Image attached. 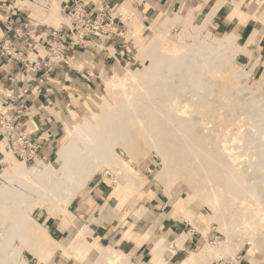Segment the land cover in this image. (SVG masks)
Masks as SVG:
<instances>
[{"label":"rangeland","instance_id":"374dc122","mask_svg":"<svg viewBox=\"0 0 264 264\" xmlns=\"http://www.w3.org/2000/svg\"><path fill=\"white\" fill-rule=\"evenodd\" d=\"M66 1L61 0L60 3V11L64 17L66 15L62 3ZM108 1L113 8H117L124 0ZM166 1L147 0L145 3L143 0H128V8L125 6L121 11L127 8L126 11L132 13H129L131 15L128 16L129 18L119 23L118 34L103 41L89 40L74 50L68 49L64 56L54 54L50 50L52 47L50 48L45 41L46 45L39 49L33 58L42 62L51 60L53 63L47 65L42 63V69H35V64L28 67L21 60L9 62L4 49L6 41H13L18 50H24L27 46V32L38 39L43 33L63 26L65 23L57 22L61 17L58 12L59 18L51 17L59 3L56 0H0V146H4L5 150L15 158L13 164L23 161L29 167L43 169L46 164L57 158L58 151L65 144L75 139L74 135L77 133L80 136L85 135L90 127H95V119L101 121L105 109L101 108V111L100 107L104 108L107 98L125 102L126 96L123 97L118 89L114 94V86L107 84V81L112 79L111 75L114 72L122 73L127 68L134 74L145 72L144 65H148L149 62L147 60L142 62L138 59V54L142 49L150 52L159 42L157 34L163 30V25L168 19L175 16L183 18L187 31L191 33L187 39L189 43L199 42L208 35H210L209 42L214 45L222 39L224 32L217 30L214 16L213 22L208 19L202 34L196 33V27L203 24V19L208 14L204 8L208 0H196L190 8L191 18L180 15L185 7L183 0ZM256 1L259 2L258 0H226L223 5L232 8V17L239 16L243 22L251 18L249 15L240 17L247 12L253 13L255 20L264 23V15L257 16V13L261 14L264 10V3L255 6ZM183 22L181 25H184ZM236 35L238 36V32ZM41 39L43 40L44 36ZM237 42L241 43L239 40ZM177 43V40L171 41L167 49L175 50ZM90 53L94 54L97 60L98 65L95 69L88 64L83 68L75 66L78 61H84ZM252 55L257 54L242 51L234 56L233 60L237 67L229 70L230 76L226 80L217 81L218 91L214 95L215 99L225 100L221 95L225 89L228 93L237 96L240 88L238 85L232 86V76L246 70ZM257 56L260 64L255 74L247 80L250 89H254L260 80L264 81V52ZM101 66L104 67L107 76H103ZM150 82L158 83L151 80ZM257 93L258 97L264 94V83ZM111 94L113 96H109ZM247 96L250 95H241L238 99L248 101L250 97ZM139 98L140 93L134 101L141 108L144 99ZM252 98L256 97L252 96ZM93 112H97V115ZM98 112L101 113L100 116ZM201 116L203 115L200 114L196 119L199 120ZM234 118L230 117L232 123L236 122ZM223 119L216 116L209 123L207 120V126L219 128ZM234 126L235 124L226 125L225 122L219 129L220 132H225ZM11 128L15 131L14 135L25 133L31 137L33 145L28 147L29 155L27 148L22 149V155L19 152L16 154L11 152L9 142L7 143V133ZM217 132L218 130L214 134L216 135ZM214 134L211 135V141L218 146L220 141ZM221 147L223 148L222 145ZM217 148H219L218 153L222 151L219 146ZM118 150L124 154L122 149L118 148ZM188 156L190 155L187 154L186 157ZM128 160L132 167H137L143 173L142 178L140 177L141 179L133 184L124 178L125 175L120 176L110 170L104 171L105 167H103L99 173L89 178L78 197L63 211L50 213L54 204H51L49 211L42 207L23 210L24 214L43 227L40 239L48 233L50 237L49 244L41 242V252L37 251L39 248L37 240L33 241L28 236L22 237L27 244L23 239L16 240V245L27 247L21 255L23 261L27 264H92L108 249L109 254L121 253L120 256L128 260L125 264H151V260H153L152 264H156L158 242L174 240L183 234L188 237L185 246L178 249L165 264H235V259L239 264H264V222L255 219L254 212L257 206L254 201L249 200V204H243V198L235 192V186L227 189L226 182L230 180L227 174L214 180L216 187L212 188L202 170L189 169L188 173L185 172V176L179 174L178 177H174L170 186H167L157 177L163 160L156 152L147 150L141 158L137 157V160L128 158ZM209 163L210 161L201 164L208 169L217 168ZM13 164L6 159L5 152L0 148V175L6 170L10 172ZM196 173L198 175H195ZM1 180L3 181L2 178ZM120 183L128 185L129 189L120 188L118 191ZM210 197L217 199L216 201L214 199L211 205L207 201ZM82 199L84 210L80 211ZM216 202L223 206V211L227 215L226 228L215 217ZM105 203H108V210L101 213ZM0 222H5V219L0 218ZM167 223L168 225L178 223L181 227L171 228ZM73 224L76 226L72 228ZM96 228L99 229L98 232L95 231ZM147 230H152V234ZM226 234L232 242L233 247L229 250L232 254L225 251L223 246ZM64 238H67L65 244L62 242ZM96 239L99 247L96 250L88 247ZM82 242L88 249H84L82 255L77 257L71 248L76 250ZM31 243L33 246L29 248L28 245ZM164 243L165 241L161 245ZM126 245L135 247L132 249Z\"/></svg>","mask_w":264,"mask_h":264},{"label":"bare ground","instance_id":"6f19581e","mask_svg":"<svg viewBox=\"0 0 264 264\" xmlns=\"http://www.w3.org/2000/svg\"><path fill=\"white\" fill-rule=\"evenodd\" d=\"M60 8L59 4L51 17L57 19L59 13L61 17L57 22L67 23L68 20L61 14ZM115 13L123 18L130 17L129 13L132 12L115 10ZM207 21L208 19L196 27L197 34L203 33ZM182 22L181 16L168 19L163 25V30L156 33L160 40L152 50L145 52V49H142L139 52L138 59L149 62L148 65H144L145 72L134 74L127 68L122 73L116 71L111 75L112 79L107 81V84L114 86V94L118 89L123 97L126 96L124 100L126 104L107 98L104 108L100 107L102 104L98 105L100 110L105 109L101 121L95 119V127H90L85 135L80 136L79 133L74 135L75 139L65 144L58 151L57 158L46 164L43 169L29 167L23 161L13 164L15 158L5 150L4 146H0L5 152L6 159L13 164L10 172L6 170L0 175L3 179L2 181L0 178V218L5 219V222H0V264H27L21 256L27 247L15 244V241L23 239L22 237L28 236L33 241L37 240L39 248L36 246L35 248L38 252L42 250L41 242L49 244V233L42 238L43 240L40 239L43 227L24 214L23 210L42 207L49 211L51 204H54L50 213L63 211L78 197L89 178L99 173L103 167H105L104 171L110 170L117 175H125L124 178L133 184L139 181L143 173L137 167H132L128 158L137 160V157L141 158L147 150L156 152L162 158L163 165L156 175L167 186H170L174 177L188 173L189 169L202 170L212 188L216 187L214 180L227 174L230 179L226 182L227 189L235 186L236 190H234L243 198V204H249V200L254 201L257 206L254 212L255 219L264 222V94H261V97L256 96L264 81L257 82L252 90L247 84L257 62L252 61L244 72L232 76L231 82L235 84L232 86L238 85L240 88L239 92H236L237 96L228 93L225 89L221 94L225 100L215 99L214 95L218 91L217 81L226 80L230 76L229 70L237 67L233 60L234 56L244 51L245 47L241 49L238 45L235 46V40L230 36H223L219 42H214L215 45L209 42L210 35L199 42L189 43L187 39L191 33L187 31L184 22V25H181ZM173 40L178 42L175 50L167 49V45ZM85 64L95 69L98 65L95 55L88 54L84 61H78L75 66L83 68ZM101 70L103 76H107L103 66ZM138 93H140L139 99H144L141 108L134 101ZM245 94L250 95V99L240 101L239 96ZM219 97L222 98L220 95ZM98 114L101 115L99 112ZM200 114L203 116L197 120ZM94 115H97V112ZM216 116L224 118L219 128L225 122L226 125L235 124V126L225 132H220L221 128L207 126V120L209 123ZM230 117H235L236 122L232 123ZM213 134L219 138L218 146L220 148L221 145L223 146L219 153L217 144H212L211 141ZM118 148L122 149L124 154H121ZM187 154L190 156L186 157ZM209 161L217 168L208 169L201 164ZM120 185L118 191L120 188L129 189L128 185L121 183ZM214 199L210 197L206 200L209 204H213ZM233 200L235 201L236 198L234 197ZM217 203H215V217L226 228L227 215L223 211V206ZM103 210L106 212L108 208ZM75 226L73 224L72 228ZM227 234L223 239V246L225 251L230 253L229 250L233 246ZM66 239L62 240L64 244ZM164 241L165 243L161 245ZM169 241L158 242L156 264L168 262L177 247L181 246V242L172 244ZM32 246V243L28 245L29 248ZM88 247L96 250L99 243H91ZM86 248L82 242L76 250L71 249L79 257ZM108 251L106 249L98 261H93L92 264L103 262H105L103 264H125L128 261L120 256L121 253L115 254L116 252L112 251L113 254H109ZM220 252H222L221 248ZM233 258L235 259L234 256ZM234 261L235 264H239L236 259ZM150 263L152 264L153 260Z\"/></svg>","mask_w":264,"mask_h":264},{"label":"built area","instance_id":"2783aa9c","mask_svg":"<svg viewBox=\"0 0 264 264\" xmlns=\"http://www.w3.org/2000/svg\"><path fill=\"white\" fill-rule=\"evenodd\" d=\"M143 2L146 3V0H143ZM114 9L110 2L106 0H100L99 2L95 0H67L63 6V12L68 20L67 23L43 33V40L41 39L43 38L42 35L37 39L27 32V46L24 50H18L13 41H6L4 49L7 59L9 62L21 60L28 67L35 64V69H42V63L47 65L53 63V61L42 62L34 59L33 56L46 43L50 45V48L52 47L49 49L54 54L64 56L63 54L68 49L74 50V48L84 45L89 40L98 39L103 41L118 34L119 23L123 21V18L121 15H117ZM14 132L11 128L7 133V143L9 142L11 152L14 154L19 152L22 155V149L27 148V155H29L28 147L33 145L31 137L25 133L14 135Z\"/></svg>","mask_w":264,"mask_h":264},{"label":"crops","instance_id":"0c3cea01","mask_svg":"<svg viewBox=\"0 0 264 264\" xmlns=\"http://www.w3.org/2000/svg\"><path fill=\"white\" fill-rule=\"evenodd\" d=\"M53 1H55V0H53ZM56 1L59 4L61 3V0H56ZM159 1H163V0H159ZM225 1L226 0H208V1H206L204 4V8L208 14L204 17L203 20L205 21L206 19H210L213 22V16H214L217 30L224 32V34H222L223 36L228 35V36L232 37L235 40V45L236 46L238 45L239 48L242 49L245 47L244 51L242 50L243 52H246V53H248V52L252 53L253 52V53H256L257 55L263 54V52H264V23L262 21L255 20L253 18V15H254L253 13L244 12L242 15H240V17L247 16V15H249V17H251L246 22H243V20L241 18H239V16L232 17L233 9L232 8L229 9L226 5H223L225 3ZM258 1L260 3L256 1L255 6H259L261 3H264V0H258ZM166 2H168V0ZM195 2H196V0H188V1L183 0V4H185V7L182 10L183 12L180 15H184L185 18L186 17L191 18L190 8L192 5L195 4ZM146 3H147V0H146ZM64 4H65V2L62 3L63 6H64ZM128 5H129L128 0H124V1H122V3L117 8H115V10L116 11L124 10L123 7L127 6V8H128ZM126 9H125V11H126ZM258 15H264V10L261 12V14L257 13V16ZM125 18H129V17L124 16L123 20ZM237 32H238V36L236 35ZM238 40L241 42L240 44H238V42H237ZM257 55L256 56L252 55L251 59H250V63H249V65H250L252 63V61L257 62V64L255 65V70H254L253 74H255V72H256L259 64H260V59H259V56H257ZM83 204H84V202L82 199V200H80V205H81L80 211L84 210V208H82ZM108 207H109L108 203H105L104 208H108ZM103 212H104V210L102 208L101 213H103ZM167 225H168V223H167ZM168 226L171 228L178 229L179 227H181V224L179 225L178 223H171ZM98 230L99 229L96 228L95 231L98 232ZM147 232L152 234V230H150V231L147 230ZM186 238H188L187 235L181 234L178 238H175L174 240H170L169 242H171L172 244H175V242H176V244L181 242V246L177 247V249H176V251H177L178 249L183 248L185 246ZM95 242H98V240L96 239ZM154 246H156V245H154ZM126 247H130V248L134 249L135 246H132V245L127 246L126 245ZM176 251L174 252L175 254H176ZM175 254H173V255H175Z\"/></svg>","mask_w":264,"mask_h":264}]
</instances>
